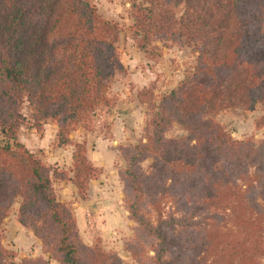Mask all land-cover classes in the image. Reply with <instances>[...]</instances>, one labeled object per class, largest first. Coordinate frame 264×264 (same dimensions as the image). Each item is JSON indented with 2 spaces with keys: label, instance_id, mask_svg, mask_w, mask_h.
I'll return each instance as SVG.
<instances>
[{
  "label": "trees",
  "instance_id": "trees-1",
  "mask_svg": "<svg viewBox=\"0 0 264 264\" xmlns=\"http://www.w3.org/2000/svg\"><path fill=\"white\" fill-rule=\"evenodd\" d=\"M146 1L132 11L139 47L168 35L193 45L198 59L161 96L146 136L121 147L126 206L144 238L143 256H135L140 264H264V139H234L212 116L264 105V0ZM180 4L177 14L172 7ZM119 39L120 24L89 0H0V264L120 263L82 240L55 188L56 179H69L87 199L102 172L71 135L109 103V85L125 70ZM25 100L34 128L51 119L57 145H73L72 176L19 140ZM175 123L186 133L167 137ZM149 157L148 169L137 166ZM18 197V221L48 258L16 262L3 243L2 224Z\"/></svg>",
  "mask_w": 264,
  "mask_h": 264
},
{
  "label": "rangeland",
  "instance_id": "rangeland-1",
  "mask_svg": "<svg viewBox=\"0 0 264 264\" xmlns=\"http://www.w3.org/2000/svg\"><path fill=\"white\" fill-rule=\"evenodd\" d=\"M89 1L96 6L98 12L105 19L120 24L118 49L125 70L117 73L114 80L109 85V103L98 107L96 111L91 114L87 124L77 126L76 130L72 132L74 137L72 138L71 135V138L73 142H82L85 140L87 141V137L88 139L93 138L97 131L99 132L102 130L103 132H108L110 126V119L108 116L114 113L116 106L137 104L138 116L140 118L139 121H137L139 125L137 124L136 128L132 127L130 130L129 127L131 132L136 131L132 134L133 138L130 136L128 141L119 145L120 160L115 163V167L118 171L122 188H114L116 190L113 194L116 196L122 194L117 203L119 208L112 210L110 209L112 207L111 204H109L110 202H105L106 204H104L106 207L105 210H108L110 215H114L117 221H124L125 224L115 221L109 222L108 220L110 218L105 217L106 214H103V216L92 217V224L91 221L88 220V224L86 223L85 227L82 229L79 228V230L81 238L85 243L89 245L99 244L107 253L118 256L120 259V263L118 264H140L136 257L140 254L138 241L144 238L137 237L136 229L139 224L131 217L126 206V191L120 176V172L125 169L126 162L122 156L121 147L133 145L146 136V128L149 125L151 116L156 110V104L159 103L163 94L178 87L186 75L195 70L198 51L193 45L181 39L169 37L168 35L154 36L147 44L146 48L141 49L139 47L138 37L132 28L134 24L132 11L134 3L150 5L146 0ZM256 1L258 2L259 0ZM172 9L177 12V14H181L184 10V5L180 4L173 6ZM22 111L26 120L20 129L22 133L21 137H26L29 141L33 139L35 142V136L32 132L33 109L27 100H25L22 105ZM212 116L234 139H252L256 143L264 139V105L262 104H257L251 109L229 106L216 113H212ZM51 122L53 121L49 119V123ZM50 125L51 126L47 128L49 131H52V126L54 128V125L52 123ZM88 126H91V128H88ZM125 127L127 128V126ZM185 133V128L175 123L168 128L166 136L176 137ZM54 144H57V141ZM61 147L65 149H74L71 144ZM44 153L45 152H43V154ZM36 155L42 159L39 154ZM153 161L154 158L149 157L140 161L137 166L146 170ZM46 164L56 166L54 164ZM57 167L66 170L68 172L67 176H72L73 173L71 172L70 174L72 166H70L69 170L63 167L61 168L60 166ZM63 180L69 179H56L55 188L59 196L70 203L75 214V203L77 201L82 202L86 199L80 196L77 189H75L74 193L64 191L65 189L61 186ZM109 198L108 196L107 199ZM21 201V197H18L2 224L3 243L14 253L13 260L16 262H21L25 258H48L49 252L45 250L42 240L34 235L31 228L24 227L18 221V209ZM87 217L91 218V216ZM232 233L237 234L238 231L232 230ZM140 256L143 255L140 254ZM260 258L264 263V255ZM53 264L59 263L53 261Z\"/></svg>",
  "mask_w": 264,
  "mask_h": 264
},
{
  "label": "crops",
  "instance_id": "crops-1",
  "mask_svg": "<svg viewBox=\"0 0 264 264\" xmlns=\"http://www.w3.org/2000/svg\"><path fill=\"white\" fill-rule=\"evenodd\" d=\"M109 89L107 91L108 97ZM137 108V104L116 106L114 113L108 116L110 119L108 132H103L102 130L99 132L97 131L91 139H88L86 136L87 141H85L88 149V158L92 164L99 167L102 172L98 177L90 181L88 198L82 202L77 201L75 203L74 210L76 211V219L78 227L81 229L85 227L86 223L88 224V220H90L92 224V217L103 216V214H106L105 217L110 218L108 220L109 222H122L121 220L117 221L114 215H110V212L105 210L106 207L104 204H106L105 202H110L109 204H111L112 207L109 208L112 210L119 208L117 203L122 194H118L117 196L113 194L116 190L114 188H122V184L115 163L120 160L119 145L128 141L130 136L136 132H131V128H136L137 124L139 125L137 121H139L140 117L138 116ZM51 123L54 125V128L52 126V131H49L47 127L51 126ZM51 123H49V119L44 122L41 131L32 127L35 142L33 139L29 141L28 138L21 137V131L19 132V140L34 153L39 154L44 162L69 170L70 166L73 165V150L71 148L65 149L64 147L54 144L56 142L58 127L54 122ZM125 126H127V128ZM73 137L74 135L72 134V138ZM43 152L45 153L43 154ZM61 186L66 192L70 191L74 193L76 189L72 181L69 180H63ZM108 196L110 197L109 199H107ZM60 199L66 201L61 197ZM87 216H91V218ZM122 223L125 224L124 221Z\"/></svg>",
  "mask_w": 264,
  "mask_h": 264
}]
</instances>
